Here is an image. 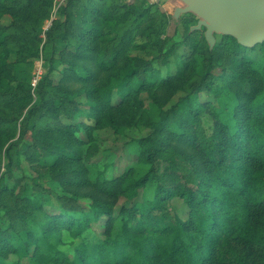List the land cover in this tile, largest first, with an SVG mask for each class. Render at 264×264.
<instances>
[{"label":"trees","instance_id":"16d2710c","mask_svg":"<svg viewBox=\"0 0 264 264\" xmlns=\"http://www.w3.org/2000/svg\"><path fill=\"white\" fill-rule=\"evenodd\" d=\"M85 1L90 5L65 6L58 13L65 20L57 42L65 43L68 63L59 89L61 96L71 101L79 90L92 104L90 116L95 126L85 127L90 137L95 129L112 127L120 131L140 123L152 127L154 133L137 140L138 167L115 178L102 174L91 178L75 137L81 125L37 131L29 118L22 138L31 132L37 147L29 151L28 160L37 165L38 172L48 171L61 179L66 192L58 197L59 201L71 200L69 194L92 201L94 220L104 221V240H82L73 256H67L55 244L58 233L65 229L80 236L89 227L90 214L64 212L52 216L40 203L41 198H25L32 207L27 217L34 215L37 228L29 225L22 239L12 238L0 226V257L17 254L20 260L32 253L31 264H264V67L249 57L254 50H264V43L246 48L235 38L224 36L211 50L205 36L203 43L194 38L192 52L200 57L188 62L175 76L161 77L152 65L141 74L139 64L130 66L134 58L129 52L136 48V32L146 36V31L152 29L148 38L158 33L159 22L153 18L151 8L136 13L137 6L122 5L120 0L106 1L105 6L95 0ZM77 2L69 0V5ZM35 9L34 4L14 7L13 0H0V20L9 14L15 19L12 27H16L30 19ZM131 14L134 20L129 26ZM161 17L164 19L165 14ZM10 27L0 23L1 90H10L15 81L29 83L33 67L32 63H28V69L9 66ZM108 41L116 44L108 49ZM177 47L173 44L164 60ZM222 47L232 62L230 67L223 62V67L231 75L224 90H220L222 107L214 109L215 130L208 137L200 125L195 127L200 112L188 105L189 97L169 110L164 107L184 89L187 74L198 67L203 73L200 83H212L214 54ZM66 79L69 83L78 80L81 88L71 89ZM116 89L121 98L118 105L112 101ZM144 90L152 98L149 111L140 99ZM43 149L46 156L52 157L51 162L39 161ZM182 168L189 171L188 176L180 173ZM151 181L156 189L144 196L142 209L122 208L115 215L120 197L138 195ZM174 195L183 198L190 209L185 221L166 213L167 202Z\"/></svg>","mask_w":264,"mask_h":264},{"label":"rangeland","instance_id":"374dc122","mask_svg":"<svg viewBox=\"0 0 264 264\" xmlns=\"http://www.w3.org/2000/svg\"><path fill=\"white\" fill-rule=\"evenodd\" d=\"M99 6H105L106 1L95 0ZM122 5L137 6L136 13L144 8L150 7L156 23L159 22L158 33L149 37L152 29H148L146 36L136 32L135 46L130 50V58L134 60L130 66L140 65L141 74L144 69L152 65L159 71L161 77L175 76L183 69L188 62L199 58L200 55L194 51L192 40L204 42V29L190 32V27L197 24L198 19L191 14L182 15L179 21L173 18L174 9L181 6L176 0H120ZM95 3V2H94ZM34 4L36 9L33 16L16 27L15 19L11 15L2 17L0 23L10 27V40L7 44L12 51L8 55L9 66H20L28 69V63H32L31 79L29 83L22 81L19 84L15 81L11 84L10 90L0 89V226L8 231L11 237L26 238V230L29 225L37 228L34 223V215L28 216L32 208L26 203L25 198H41L40 203L45 207V211L52 216L59 213L68 215H89V227L80 236L62 229L58 234L56 246L67 256H73L75 246L82 240L91 243H101L104 240V221L94 220L92 212L95 210L90 199L79 197L75 199L73 194H69L66 202H61L58 197L64 195L66 190L60 184V178L54 177L48 171H37V165L28 160L29 151L36 150L37 142L32 138L30 132L27 137H23L25 129L28 127V120L33 123L37 131L72 128L81 125L80 131L75 133V137L80 142L79 150L83 153V163L88 170V176L97 178L99 174L108 178L119 177L130 168L140 165V152L137 140L154 133L152 127L145 124H138L131 127H124L120 131L112 127L95 129L92 136L88 134L86 126H95V120L90 116L92 104L85 97L80 95L78 89L80 82L75 80L66 84H71V89H76L71 101L65 100L61 96L59 89L63 84L64 70H66L65 43L57 42L59 34L64 29V17H59L58 13L65 6L87 7L90 5L85 0H78L74 5H69V0H13L14 7L29 6ZM75 8V10H76ZM8 13V12H7ZM48 14V15H46ZM165 14V17L161 15ZM127 20L129 26L134 20L133 14ZM165 22L166 27L163 28ZM126 30V26L122 31ZM192 36H190V35ZM188 36V39H186ZM224 36H217L219 44ZM195 38V39H194ZM224 41V40H223ZM116 42L108 41L105 45L108 49ZM176 44L177 51L168 59L165 53ZM0 51H2L0 46ZM4 52V51H3ZM251 60L260 63L264 67V50L262 48L250 52ZM223 62L228 67L232 65L231 59L225 47H222L214 54L212 68V83H200L203 75L201 68L187 74V81L184 89L170 99L164 107L169 110L178 102L185 98L190 99L188 105H193L191 109L199 110L200 125L206 136L210 137L215 130L216 118L214 109L220 107V90L228 84V77L231 72L224 69ZM138 78V77H137ZM138 80V79H136ZM200 83L199 90L197 86ZM113 104L121 103V98L114 91ZM167 92H164V96ZM140 99L144 103V109L149 111L152 106V98L147 91H142ZM71 103V104H70ZM65 104L67 107H61ZM220 105V106H219ZM222 107V106H221ZM191 109L188 110L190 113ZM31 115V116H30ZM51 156H46L44 149L40 152L39 161L48 160ZM165 164L161 166L164 172ZM181 174L188 176L189 171L185 168L179 170ZM156 185L151 181L149 185L141 189L134 197H120L114 207L115 215L118 216L122 208L142 209L146 194L155 191ZM166 213L178 217L185 221L189 218L190 209L185 204L183 198L174 195L167 202ZM37 214V212H36ZM25 216L22 220L21 216ZM13 228H10V227ZM32 253L20 259L17 254H8L0 257L4 264H31ZM61 259L65 258L60 256Z\"/></svg>","mask_w":264,"mask_h":264},{"label":"water","instance_id":"95a60500","mask_svg":"<svg viewBox=\"0 0 264 264\" xmlns=\"http://www.w3.org/2000/svg\"><path fill=\"white\" fill-rule=\"evenodd\" d=\"M173 18L194 15L198 21L191 32L205 30L204 36L211 50L217 36L232 37L246 48L264 43V0H176Z\"/></svg>","mask_w":264,"mask_h":264}]
</instances>
